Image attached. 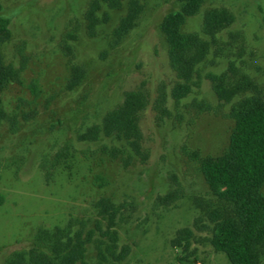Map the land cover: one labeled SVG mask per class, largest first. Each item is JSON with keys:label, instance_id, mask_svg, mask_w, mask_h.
Returning <instances> with one entry per match:
<instances>
[{"label": "rangeland", "instance_id": "374dc122", "mask_svg": "<svg viewBox=\"0 0 264 264\" xmlns=\"http://www.w3.org/2000/svg\"><path fill=\"white\" fill-rule=\"evenodd\" d=\"M131 1L142 5V13L117 41L115 31ZM90 2L0 0V17L9 19L12 33L0 52L7 63L25 66V84L3 93L15 126H0V264L29 253L40 230L71 222L94 233L87 260L97 264V246L109 243L101 233L109 221L96 209L103 198L118 208L112 228L119 234L117 252L130 250L119 264H231L212 246L209 215L221 204L194 153L221 155L235 125L232 109L245 97L264 100V0H205L188 20L183 32L200 34L209 49L197 86L181 101L172 96L181 78L161 30L165 16L180 4L125 0L119 10L104 6L99 16L108 20L91 32L85 16ZM214 9L225 10L232 21L212 40L203 27ZM74 66L85 76L69 89ZM225 73L243 89L229 103L218 99L208 78ZM131 91H143L149 100L140 117L142 155L115 137L79 140ZM115 147L123 151L116 158L110 154ZM64 150L74 165L71 176L63 161L53 166Z\"/></svg>", "mask_w": 264, "mask_h": 264}, {"label": "trees", "instance_id": "16d2710c", "mask_svg": "<svg viewBox=\"0 0 264 264\" xmlns=\"http://www.w3.org/2000/svg\"><path fill=\"white\" fill-rule=\"evenodd\" d=\"M124 1L91 0L85 15L90 31L94 32L97 26L107 22V15L103 19L99 16L104 6L119 10L123 8ZM175 1L180 8L165 16L161 30L168 44L171 66L181 78L172 96L181 101L197 86L195 77L208 54L209 41L200 34L183 32L188 20L200 13L205 0ZM142 10L138 1L130 2L127 15L115 31L117 41L123 40L136 26ZM231 21L232 16L225 10H211L205 15L203 34L214 40ZM11 34L9 19L0 17V44L9 41ZM24 71V64L16 67L7 63L0 52V126L7 121L14 125L6 110L3 93L12 84H25ZM84 76L85 70L74 66L69 89L80 86ZM208 78L220 101L232 102L243 92L241 85L229 82L226 73L209 75ZM32 88L36 94L39 93L35 84ZM148 101L143 91L128 92L120 106L109 111L100 124L81 133L79 140L94 143L115 137L128 144L136 155H142L140 117ZM231 118L235 125L230 144L221 155L203 157L198 152L194 153L210 190L221 204L209 215L213 223L211 243L214 250L225 254L231 264H264V100L260 97L243 98L232 109ZM122 153L117 147L110 152L114 158ZM68 156V151H62L53 166L63 161L71 176L74 165L68 163ZM49 176L47 174V178ZM96 209L109 221L106 231L101 230L102 237L108 238L109 243L100 241L97 246V264H119L127 258L130 250L125 247L117 252L119 234L112 228L116 226L118 208L110 199L103 198L96 203ZM185 232L190 236V231ZM93 242V232L86 233L83 228H75L72 222L65 228L40 230L33 249L18 255L17 261L11 264H90L87 252L88 245Z\"/></svg>", "mask_w": 264, "mask_h": 264}]
</instances>
